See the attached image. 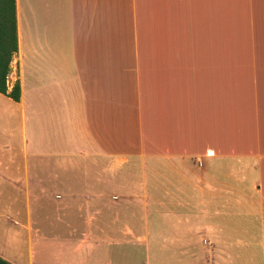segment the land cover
Masks as SVG:
<instances>
[{
  "label": "crops",
  "instance_id": "obj_1",
  "mask_svg": "<svg viewBox=\"0 0 264 264\" xmlns=\"http://www.w3.org/2000/svg\"><path fill=\"white\" fill-rule=\"evenodd\" d=\"M16 5L8 90L19 81L21 98L0 93V257L92 264L81 236L94 208L152 163L175 207L201 208L203 238L238 235L241 263L264 264V0Z\"/></svg>",
  "mask_w": 264,
  "mask_h": 264
},
{
  "label": "rangeland",
  "instance_id": "obj_2",
  "mask_svg": "<svg viewBox=\"0 0 264 264\" xmlns=\"http://www.w3.org/2000/svg\"><path fill=\"white\" fill-rule=\"evenodd\" d=\"M135 170L119 184V190L103 197L101 202L105 205L94 208L98 209L100 217L92 225L93 235L88 233L87 237L83 233L81 236L83 247L93 242L92 264H247L240 261L251 256L245 254L249 253L244 247L246 239L240 242L238 235L236 238L232 233L234 238H231L228 232L213 239L203 238L201 208L175 207L169 195V176H155L152 163L146 166V176L141 169ZM249 209L242 208L245 213L242 211L241 217H248ZM225 210L227 212L228 208ZM177 218L188 219V227ZM210 219L217 220V217ZM231 219V215L226 214L225 224ZM218 247H226L231 253ZM84 259L82 253V261Z\"/></svg>",
  "mask_w": 264,
  "mask_h": 264
},
{
  "label": "trees",
  "instance_id": "obj_3",
  "mask_svg": "<svg viewBox=\"0 0 264 264\" xmlns=\"http://www.w3.org/2000/svg\"><path fill=\"white\" fill-rule=\"evenodd\" d=\"M19 51L17 5L16 0H0V93L19 102L21 98L20 82L17 81L11 91L8 79L12 72L11 64ZM0 264H12L0 257Z\"/></svg>",
  "mask_w": 264,
  "mask_h": 264
}]
</instances>
